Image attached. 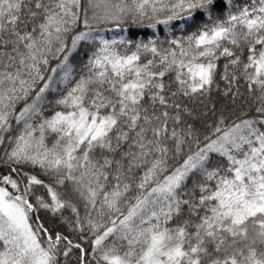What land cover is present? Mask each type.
Wrapping results in <instances>:
<instances>
[{"label": "snow or ice", "instance_id": "1", "mask_svg": "<svg viewBox=\"0 0 264 264\" xmlns=\"http://www.w3.org/2000/svg\"><path fill=\"white\" fill-rule=\"evenodd\" d=\"M0 264H264V0H0Z\"/></svg>", "mask_w": 264, "mask_h": 264}]
</instances>
